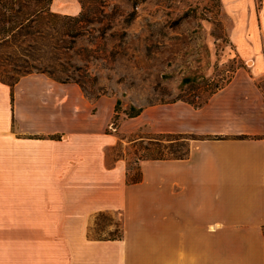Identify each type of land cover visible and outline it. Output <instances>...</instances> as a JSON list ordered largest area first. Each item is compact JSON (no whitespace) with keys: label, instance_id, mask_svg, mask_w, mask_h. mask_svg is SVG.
Wrapping results in <instances>:
<instances>
[{"label":"crops","instance_id":"crops-1","mask_svg":"<svg viewBox=\"0 0 264 264\" xmlns=\"http://www.w3.org/2000/svg\"><path fill=\"white\" fill-rule=\"evenodd\" d=\"M219 4L226 42L211 58L248 67L202 104L123 110L118 134L107 131L116 99L90 100L41 71L0 79V264H264V0ZM49 9L76 15L80 4ZM137 131L186 137V154L138 159L129 182L109 149ZM103 212L119 219L120 238L89 236Z\"/></svg>","mask_w":264,"mask_h":264},{"label":"rangeland","instance_id":"rangeland-1","mask_svg":"<svg viewBox=\"0 0 264 264\" xmlns=\"http://www.w3.org/2000/svg\"><path fill=\"white\" fill-rule=\"evenodd\" d=\"M78 2V14L66 15L51 11L50 0H0V35L2 27L12 30L9 40L0 42V78L14 82L28 72L41 71L77 83L90 100L101 95L116 99L117 111L114 107L107 128L111 134H118L116 126L130 105L176 98L202 104L229 78V71L249 65L237 58L223 64L211 58L226 42L219 0ZM39 8L43 11L34 17L36 21L16 28ZM209 43L215 44L213 52ZM188 49L210 58L182 73ZM148 136L146 131L121 136L122 141L109 149L110 162L126 159L128 178L138 175L140 158L172 157L186 150V137ZM120 231L119 219L103 212L95 216L89 236L108 239Z\"/></svg>","mask_w":264,"mask_h":264},{"label":"trees","instance_id":"trees-1","mask_svg":"<svg viewBox=\"0 0 264 264\" xmlns=\"http://www.w3.org/2000/svg\"><path fill=\"white\" fill-rule=\"evenodd\" d=\"M50 2H51V0H50ZM42 11H43V9L42 8H39V9L33 10L31 13H28V15H27V17H25L24 21H20L16 25V28L22 27L25 21H31V22L36 21V19H34V17L37 16ZM2 32L4 34L2 36L0 35V42H7L9 40V35H10V32H12V30H8V28L2 27ZM51 77L54 78V79H56V80H59V79H57V78H55L53 76H51ZM16 80H14V82ZM2 81H4V80H2ZM4 82H7L9 84H13L14 83V82H8V81H4ZM115 109L117 111V104L115 105ZM141 110H142L141 107L135 108L132 105H130V112H125V113L127 114V116L132 117V116H135V115L139 114ZM162 135H165V134H162ZM185 154H186V150H185V152L183 154L177 155V156H172V157L180 158V157H183ZM165 158H169V157H162V156H160V157H146V158H140V159H165ZM139 179H140V173H139V170H138V175L135 176V177H133V178H128V181L129 182H137V181H139ZM120 237H121V231H120V234L118 236H116V237H110L108 239H118Z\"/></svg>","mask_w":264,"mask_h":264},{"label":"built area","instance_id":"built-area-1","mask_svg":"<svg viewBox=\"0 0 264 264\" xmlns=\"http://www.w3.org/2000/svg\"><path fill=\"white\" fill-rule=\"evenodd\" d=\"M186 52H187L186 53L187 54L186 57H191L192 60L189 61V59H186V58L184 60H182V66H181V69L183 67L182 73H184V71H186V69L191 68L192 66H190V65L192 63L194 64V63L198 62L197 59L201 57V55L199 54L198 50L197 51H193L191 49H188V50H186ZM191 52H193V54H191ZM261 52H262V54L264 56V45L262 46ZM197 64H199V62ZM195 66L198 67L199 65H195Z\"/></svg>","mask_w":264,"mask_h":264}]
</instances>
